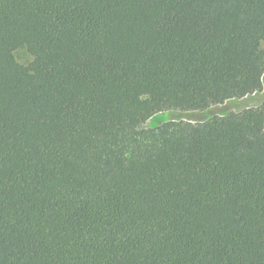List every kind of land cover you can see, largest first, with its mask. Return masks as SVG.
<instances>
[{
  "label": "trees",
  "instance_id": "trees-1",
  "mask_svg": "<svg viewBox=\"0 0 264 264\" xmlns=\"http://www.w3.org/2000/svg\"><path fill=\"white\" fill-rule=\"evenodd\" d=\"M263 78L264 0H0V264H264Z\"/></svg>",
  "mask_w": 264,
  "mask_h": 264
},
{
  "label": "rangeland",
  "instance_id": "rangeland-1",
  "mask_svg": "<svg viewBox=\"0 0 264 264\" xmlns=\"http://www.w3.org/2000/svg\"><path fill=\"white\" fill-rule=\"evenodd\" d=\"M14 57L16 59V61L22 65H28L31 60L32 57L30 56V54L27 52L25 47H21L19 49H17L14 52ZM263 87H264V78H263ZM264 91V88H263ZM249 106H256L258 105V102L256 101H252L250 103H248ZM242 107H237V108H232L231 110L233 111H237L239 109H241ZM206 117V116H205ZM166 120V117L164 115H156L153 118H151L149 121H147L143 127L144 128H151V127H155L159 124H161L162 122H164Z\"/></svg>",
  "mask_w": 264,
  "mask_h": 264
}]
</instances>
